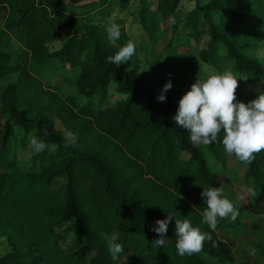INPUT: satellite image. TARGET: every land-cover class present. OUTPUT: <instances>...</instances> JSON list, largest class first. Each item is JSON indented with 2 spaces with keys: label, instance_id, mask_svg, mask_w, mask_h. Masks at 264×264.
Segmentation results:
<instances>
[{
  "label": "trees",
  "instance_id": "16d2710c",
  "mask_svg": "<svg viewBox=\"0 0 264 264\" xmlns=\"http://www.w3.org/2000/svg\"><path fill=\"white\" fill-rule=\"evenodd\" d=\"M108 1L0 0V12L6 13L0 27V79L17 73L0 92V235L16 239L13 252L0 257V264L43 262L40 240L59 250L55 244L60 232L75 233L81 242L73 254L79 261L88 257L89 264L117 261L108 251V238L114 232L124 247L123 254L131 252L136 264H235L230 244L217 231L240 227L243 210L232 203L236 219L218 218L215 231L202 223L206 208L202 188H221L222 174L207 167L199 146L175 123L182 94L161 102L155 91L142 84L143 74L166 70L163 63L152 61L147 72H139L136 44L129 68L107 61L128 40L135 43L120 27V38L114 44L103 27L91 23ZM184 1L139 0L138 23L152 44L161 33L159 22L166 17L170 37L179 31V8ZM63 4L84 11L67 16L73 30H63L53 16ZM126 6V0L120 2V9ZM182 22L187 36L204 41L196 53L209 71L221 73L229 65L233 72L246 76V81L259 82L264 89V64L251 56L264 43V0L196 3ZM55 41L62 44L50 51L48 46ZM30 61L42 67L57 63L59 83L30 72ZM169 72L162 83L173 84L177 73ZM63 83L75 88L64 99L59 94ZM112 83L122 97L109 104ZM54 118L75 135L74 146H64L66 132L55 127ZM33 137L55 145L56 150L34 153L29 147ZM14 138L21 148L29 147L37 167L21 169L10 149ZM207 148L227 168L230 155L222 143ZM237 162L244 167V179L253 190L264 192V151L255 154L251 163ZM5 197L16 201L12 212L1 200ZM167 215L173 219L166 244L159 247L152 242L158 237L152 228ZM175 219L188 220L210 236L199 253L177 254ZM35 225L44 237L38 238ZM92 250L95 256H90Z\"/></svg>",
  "mask_w": 264,
  "mask_h": 264
},
{
  "label": "rangeland",
  "instance_id": "374dc122",
  "mask_svg": "<svg viewBox=\"0 0 264 264\" xmlns=\"http://www.w3.org/2000/svg\"><path fill=\"white\" fill-rule=\"evenodd\" d=\"M121 1L125 0H109L103 13L95 15L91 23L97 24L106 30L107 27L114 22L123 28L127 36L134 39L137 47L136 65L139 72H147L150 69V62H157V60L167 67L166 70L156 68L158 70L157 72L143 74L141 80L146 88L152 89L159 95L165 85L162 83V79H168L170 77L169 69H173L176 71L177 76L171 89L165 93V96L166 98H174L177 94L183 95L190 89L197 75L202 76L209 70L205 64L199 60L196 53L199 48L204 46V41L196 42L194 39L187 36L182 21L186 13L191 10L196 3L204 4L209 0H185L179 8V16L182 20L179 25V31L175 33L172 38L170 37V21L169 18L166 17L159 22L161 33L154 36L153 44L148 37L143 35L138 23L137 12L140 7L139 0H126L127 6L123 10L120 9ZM148 1L152 2V0ZM58 9V12L53 16L57 24L65 31L74 29V27L70 25L67 16H73L75 11L84 12L80 7L76 8L66 6L65 4L60 5ZM5 16L6 13L1 11L0 27L3 26L5 22ZM82 30V27H80L79 31ZM143 38L144 40H142ZM111 42L113 43V41ZM61 44V41H55L48 46L49 50H57ZM114 44H116V41ZM180 53L188 54L184 56L180 55ZM262 53H264V43L258 49L252 51L251 56L264 64V55H262ZM124 64L126 68H129L128 61ZM56 67L57 63L53 62L47 63L42 67L30 61L27 69L37 74L41 79L49 80L52 84H58L60 78L56 74ZM224 72H230L237 78L238 87L236 89V98L238 101L248 103L254 99L259 92H264L259 82L250 83L245 79H241V75L230 70L229 65L226 66L221 73ZM16 77L17 73H12L0 79V92L9 82L14 81ZM115 90L116 86L113 83L110 84L107 103L112 104L122 97L120 94L116 93ZM74 92L75 88L70 83H63L60 86L59 94L63 99L73 95ZM54 125L63 132L67 131L56 118H54ZM16 132L18 135L21 134L19 129H17ZM198 146L207 167L213 172L222 174L223 184L221 188H223L225 197L235 206L241 207L243 210L241 217L242 225L237 229L222 228L218 230L217 233L219 237L230 244L236 257L235 264H264V192L255 191L257 193L255 197L248 195L247 189L250 187L253 189L252 185L244 179L243 174L245 169L239 165L234 156L230 155L228 157L227 168L223 169L220 161L214 157L207 146ZM10 149L12 155L19 160L22 170L30 168L31 165L37 167V164L32 163L29 147L26 146L25 148H21L16 138L13 139ZM1 200L8 204L7 209L10 212L15 210L16 201L14 198L5 197ZM33 229H35V233L39 235L38 226H33ZM44 236L45 235L41 233L38 238ZM14 238L13 235L11 237H8L6 234L0 235V257L13 252V240L16 241ZM80 242V239L72 232H60L58 234L55 245L58 246L59 250L53 248L49 241L45 239L40 240L41 251L45 253V260L39 264H89L88 257H86L84 261H79L78 256L73 254L80 245ZM131 245L135 247V241L131 242ZM137 248L138 247H136V249ZM130 253L131 252L123 254L113 264H136L134 255Z\"/></svg>",
  "mask_w": 264,
  "mask_h": 264
},
{
  "label": "clouds",
  "instance_id": "9594fccd",
  "mask_svg": "<svg viewBox=\"0 0 264 264\" xmlns=\"http://www.w3.org/2000/svg\"><path fill=\"white\" fill-rule=\"evenodd\" d=\"M106 31L113 43L120 38V26L116 23H111ZM134 54L135 43L128 40L114 55L106 59L118 67L129 61ZM240 78L247 79L246 76ZM171 87V81L166 82L157 99L163 102L166 99L165 93ZM237 87V78L230 72L207 71L202 76L197 75L190 89L179 98L173 119L178 126L188 131L193 144L208 146L219 141L226 153L248 164L255 158V154L264 151V92H259L254 99L244 103L236 98ZM64 141L65 147L74 146L76 137L69 131L65 133ZM29 147L34 153L43 152L46 148L52 152L56 150L55 145H46L36 137L30 139ZM202 189L201 196L206 205L202 213V223L215 231L218 218L230 216L233 221L236 219L237 210L232 202L223 196V188ZM247 193L252 197L257 195L251 188L247 189ZM172 219L171 215H167L165 219L156 220L157 226L152 228L158 234V237L152 240L156 246L163 247L166 244L168 225ZM175 236L177 254L181 256L199 253L204 241L210 239L207 233H202L190 221L182 222L178 219H175ZM108 239V251L113 260H118L124 253L123 245L118 242V234L114 232ZM96 254V251L92 250L90 256Z\"/></svg>",
  "mask_w": 264,
  "mask_h": 264
}]
</instances>
